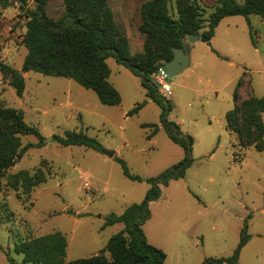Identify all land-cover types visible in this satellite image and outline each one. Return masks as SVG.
I'll return each mask as SVG.
<instances>
[{"label":"rangeland","instance_id":"rangeland-1","mask_svg":"<svg viewBox=\"0 0 264 264\" xmlns=\"http://www.w3.org/2000/svg\"><path fill=\"white\" fill-rule=\"evenodd\" d=\"M143 1L108 0L131 53L144 49V36L138 31ZM218 1L197 0L204 19ZM26 2V7L34 6V0ZM46 9L51 17H59L62 0H50ZM170 12L176 16L175 0L170 1ZM251 18L261 45L260 17ZM24 32L19 3L0 6V63L21 68L27 53L21 43ZM185 45L189 64L169 77L172 95L157 89L155 99L147 95L139 76L108 57V81L121 98L111 106L72 79L37 71L23 73L25 88L19 96L0 72V105L21 111L24 121L40 133L21 135L23 145H33L0 177V199L14 212L12 220L0 224V264H9L6 253L16 264H33L21 262L14 242L54 231L65 235L66 261L103 249L123 228L121 223L104 225L106 217L139 203L150 188L146 178L184 158V149L168 136L174 131L169 123L175 124L178 135L192 138L191 163L183 178L160 184L159 197L149 202V217L142 225L147 241L165 252V264H201L209 257L231 256L245 229L248 241L239 264H264V149L241 146L225 124L243 71L250 72L254 95H264V59L255 52L247 19L241 15L219 22L209 44L197 40ZM251 91L249 86L246 93L238 90L239 98ZM138 104L139 110L128 114ZM66 131L87 134L100 149L64 146L52 138ZM104 149L115 154L107 156ZM119 159L140 179L126 177ZM37 170L46 182L29 192L13 183L12 175Z\"/></svg>","mask_w":264,"mask_h":264},{"label":"trees","instance_id":"trees-1","mask_svg":"<svg viewBox=\"0 0 264 264\" xmlns=\"http://www.w3.org/2000/svg\"><path fill=\"white\" fill-rule=\"evenodd\" d=\"M11 1L19 3L25 17V32L21 43L27 49L20 69L0 63V72L21 96L25 88L23 73L37 71L44 75L65 77L92 90L101 103L117 105L121 98L117 89L108 81L110 69L106 62L113 57L119 64L141 78L147 95L155 99L157 86L149 75L158 64L173 57V48H186L184 40L190 33H201L212 37L215 27L228 16L241 15L247 19L250 40L256 44L255 31L249 16L264 17V0H219L218 4L203 18V9L197 0H175L176 16L170 12L171 0H145L139 6L140 23L138 31L144 36L142 52L131 53L123 28L114 21L108 0H62L63 11L53 18L47 13L50 0H34L32 8L26 7V0H0V6L7 7ZM206 22V24H204ZM251 93L240 99L238 90ZM233 106L225 112V124L232 131L241 146L264 149V95L253 93L250 72L245 70L236 81L232 94ZM167 104V102L165 101ZM140 105L128 114L136 113ZM168 110L170 106L167 104ZM165 122V118L163 119ZM168 131L169 138L185 151V156L171 168L157 176L146 178L150 188L139 203L128 206L120 214H109L104 225L121 223L123 228L114 233L105 247L98 253L66 261L67 241L60 231L37 237H21L14 242V252L22 254V263L33 264H165V252L149 243L142 225L149 217V202L159 197V185L169 179L183 178L191 163L192 138L180 136L173 123ZM164 125V124H163ZM21 135L40 137L37 127L26 123L22 113L0 105V177L18 161L33 145L22 144ZM153 132L148 135L151 137ZM60 145H84L100 149L98 142L83 132L66 131L63 135H53ZM123 174L131 180L140 177L129 171L124 160L119 159ZM13 183L30 188L46 182V177L37 170L33 174L25 171L12 175ZM14 185L15 187H17ZM14 212L4 199H0V224L12 220ZM248 241L245 229L240 233L239 243L229 257L206 258L201 264H239L242 247ZM108 253L106 255L105 253ZM9 264H16L6 253Z\"/></svg>","mask_w":264,"mask_h":264},{"label":"water","instance_id":"water-1","mask_svg":"<svg viewBox=\"0 0 264 264\" xmlns=\"http://www.w3.org/2000/svg\"><path fill=\"white\" fill-rule=\"evenodd\" d=\"M197 40H201L207 44L210 43V37L204 36L201 33H190L186 36L183 42L185 44V41L192 43ZM188 64H189V54L188 51L185 49V47L183 48L174 47L173 57L169 61L165 62L164 65L167 70L168 76L173 77L179 74L180 72H182V70H184V68H186ZM155 85L158 86L157 84ZM103 153L106 154L107 156H113L115 154L113 150H107V149H104Z\"/></svg>","mask_w":264,"mask_h":264},{"label":"built area","instance_id":"built-area-1","mask_svg":"<svg viewBox=\"0 0 264 264\" xmlns=\"http://www.w3.org/2000/svg\"><path fill=\"white\" fill-rule=\"evenodd\" d=\"M165 62L157 65L155 70L149 75V79L154 84H157V89L166 96L172 95L171 84L169 83V76L165 68ZM87 184V183H86Z\"/></svg>","mask_w":264,"mask_h":264},{"label":"crops","instance_id":"crops-1","mask_svg":"<svg viewBox=\"0 0 264 264\" xmlns=\"http://www.w3.org/2000/svg\"><path fill=\"white\" fill-rule=\"evenodd\" d=\"M236 16V15H235ZM228 17H230V16H228ZM228 17H225V18H223L222 20H224V19H226V18H228ZM252 17V15H250L249 16V22H250V25L252 26V28L254 29V31H255V36H256V34H257V31L255 30V28H254V26H255V24H253V19L251 18ZM260 17V16H259ZM221 20V21H222ZM220 21V22H221ZM258 21H259V23H258V25L257 26H259L260 27V33L263 35V42H262V44L261 45H259L257 42H256V44L255 45H253V48H254V50H255V52H257L259 55H261V61H263V59H264V52H262L263 51V49H264V17H260L259 19H258Z\"/></svg>","mask_w":264,"mask_h":264}]
</instances>
